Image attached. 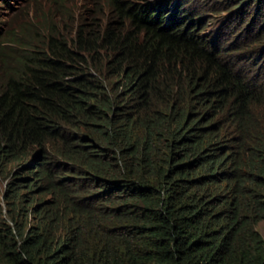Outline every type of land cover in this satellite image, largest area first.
<instances>
[{
  "label": "trees",
  "instance_id": "16d2710c",
  "mask_svg": "<svg viewBox=\"0 0 264 264\" xmlns=\"http://www.w3.org/2000/svg\"><path fill=\"white\" fill-rule=\"evenodd\" d=\"M87 3L70 41L0 42V264H264V66L208 0Z\"/></svg>",
  "mask_w": 264,
  "mask_h": 264
},
{
  "label": "rangeland",
  "instance_id": "374dc122",
  "mask_svg": "<svg viewBox=\"0 0 264 264\" xmlns=\"http://www.w3.org/2000/svg\"><path fill=\"white\" fill-rule=\"evenodd\" d=\"M208 1L211 9L206 17V31L199 32L217 38L219 43L226 47L243 45L241 47L246 48L248 54L246 70L256 71L264 66V53L258 50L253 55L248 52L247 47L263 32L264 14L257 16L256 5L249 2L250 0L244 2L241 12L239 11L241 7L233 9L230 5L229 9L224 2L216 4L212 0ZM89 8L87 0H0L1 45L7 50L17 47L10 43L9 36H14V39L17 38L22 44L38 47L46 46L54 36L70 41L77 35L79 28L88 21ZM243 17L246 18V24H243ZM97 19L102 26L101 29L105 30L111 25L112 16L106 12L98 15ZM6 191V182L0 181L2 208H7L8 204ZM258 230L264 236V222L259 224Z\"/></svg>",
  "mask_w": 264,
  "mask_h": 264
}]
</instances>
